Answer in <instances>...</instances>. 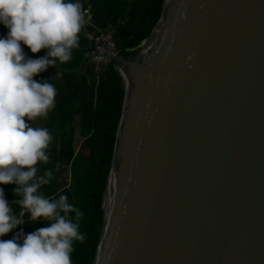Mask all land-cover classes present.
<instances>
[{
    "label": "water",
    "instance_id": "1",
    "mask_svg": "<svg viewBox=\"0 0 264 264\" xmlns=\"http://www.w3.org/2000/svg\"><path fill=\"white\" fill-rule=\"evenodd\" d=\"M111 61L123 94L91 264H264V0H163Z\"/></svg>",
    "mask_w": 264,
    "mask_h": 264
},
{
    "label": "clouds",
    "instance_id": "2",
    "mask_svg": "<svg viewBox=\"0 0 264 264\" xmlns=\"http://www.w3.org/2000/svg\"><path fill=\"white\" fill-rule=\"evenodd\" d=\"M84 23L79 0H0V24L8 29L0 38V184L16 185L13 192L20 199L13 203L21 208L14 215L0 188V237L24 224L25 212L33 222H50L27 235L20 231L0 239V264H72L74 242L86 239L79 231L84 213L66 195L50 200L39 192L53 178L52 170L37 176L38 162H49L53 137L47 128L29 124L47 117L57 95L52 83L34 77L71 60ZM22 44L46 55L28 58Z\"/></svg>",
    "mask_w": 264,
    "mask_h": 264
},
{
    "label": "trees",
    "instance_id": "3",
    "mask_svg": "<svg viewBox=\"0 0 264 264\" xmlns=\"http://www.w3.org/2000/svg\"><path fill=\"white\" fill-rule=\"evenodd\" d=\"M89 1L91 24L97 27L112 25L117 55L130 56L131 49L149 34L155 24L163 0ZM79 2L85 5L84 0ZM120 17H124L122 24L117 23ZM91 29L92 26L88 27ZM7 33L8 29L0 24V38L6 37ZM86 44L87 39L79 35V46L73 49L69 62L60 64L62 69L57 63L56 67H49L34 77L38 82L48 80L57 90L55 108L49 111L43 125L53 137L47 150L50 159L46 164H37V176L52 170L53 178L49 184L42 185L39 192L50 200L66 195L68 202L84 213L79 221V231L86 239L83 243L74 242L72 264H91L95 254L102 211L100 198L123 94L121 76L111 60L96 66L86 58L77 70L63 69L78 65L86 51L81 46ZM21 46L28 58L38 59L46 55V50L33 54L27 46ZM75 127L82 138L77 149L73 146ZM63 170L68 173V183L58 186L57 175ZM15 187V184H0L8 202L20 199L13 192ZM69 215L75 218V213ZM22 219L24 224L0 239L10 240L20 231L27 235L50 223L47 220L33 222L26 212Z\"/></svg>",
    "mask_w": 264,
    "mask_h": 264
},
{
    "label": "built area",
    "instance_id": "4",
    "mask_svg": "<svg viewBox=\"0 0 264 264\" xmlns=\"http://www.w3.org/2000/svg\"><path fill=\"white\" fill-rule=\"evenodd\" d=\"M85 5L83 9L85 11V23L81 30L82 33L89 37L90 44L85 53L88 55V61L95 64H106L111 60V57L117 55V48L113 38V26L107 25L105 27L93 26L90 22V7L89 0H84ZM124 17L117 19V23L122 24ZM92 26L91 30L88 27Z\"/></svg>",
    "mask_w": 264,
    "mask_h": 264
},
{
    "label": "rangeland",
    "instance_id": "5",
    "mask_svg": "<svg viewBox=\"0 0 264 264\" xmlns=\"http://www.w3.org/2000/svg\"><path fill=\"white\" fill-rule=\"evenodd\" d=\"M43 120V121H42ZM45 118H37L35 121H29V124L32 127H41L42 124L44 123ZM78 129L77 127H75V136H74V140H73V146L75 149L79 148L82 142V138L81 136L78 134ZM57 182H58V186H63L66 185L68 183V173L66 171H60L59 174L57 175Z\"/></svg>",
    "mask_w": 264,
    "mask_h": 264
},
{
    "label": "crops",
    "instance_id": "6",
    "mask_svg": "<svg viewBox=\"0 0 264 264\" xmlns=\"http://www.w3.org/2000/svg\"><path fill=\"white\" fill-rule=\"evenodd\" d=\"M43 119V118H42ZM43 121V120H42ZM45 124V121H44V123L42 124V126H41V128H43V125ZM9 203V205L12 207V209H13V214L14 215H19V213L21 212V208H20V206L18 205V204H14L13 203V201H9L8 202Z\"/></svg>",
    "mask_w": 264,
    "mask_h": 264
},
{
    "label": "bare ground",
    "instance_id": "7",
    "mask_svg": "<svg viewBox=\"0 0 264 264\" xmlns=\"http://www.w3.org/2000/svg\"><path fill=\"white\" fill-rule=\"evenodd\" d=\"M104 197V196H103ZM102 204H103V200H102Z\"/></svg>",
    "mask_w": 264,
    "mask_h": 264
}]
</instances>
